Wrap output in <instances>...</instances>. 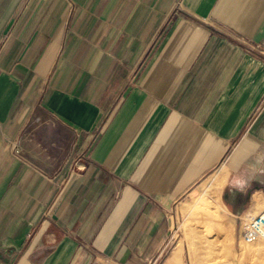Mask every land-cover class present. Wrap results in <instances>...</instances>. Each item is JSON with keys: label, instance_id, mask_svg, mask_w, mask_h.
Segmentation results:
<instances>
[{"label": "crops", "instance_id": "0c3cea01", "mask_svg": "<svg viewBox=\"0 0 264 264\" xmlns=\"http://www.w3.org/2000/svg\"><path fill=\"white\" fill-rule=\"evenodd\" d=\"M205 180L264 212V0H0V264H183Z\"/></svg>", "mask_w": 264, "mask_h": 264}, {"label": "rangeland", "instance_id": "374dc122", "mask_svg": "<svg viewBox=\"0 0 264 264\" xmlns=\"http://www.w3.org/2000/svg\"><path fill=\"white\" fill-rule=\"evenodd\" d=\"M214 194V189L208 186V180H205L182 202L181 219L174 233L175 241H178L180 250L184 253L182 263L264 264V240L246 243L241 239L242 219L248 214L236 219L234 228V219L220 211L216 206L219 205L218 197ZM208 196L212 198L210 203ZM214 209L217 212L214 218L218 223L215 230L207 226L210 212ZM245 247L250 249L247 254L244 251Z\"/></svg>", "mask_w": 264, "mask_h": 264}, {"label": "built area", "instance_id": "2783aa9c", "mask_svg": "<svg viewBox=\"0 0 264 264\" xmlns=\"http://www.w3.org/2000/svg\"><path fill=\"white\" fill-rule=\"evenodd\" d=\"M10 151L14 150V145L11 143L8 145ZM243 222V232L241 239L246 243H251L258 240H264V212L256 216L246 215ZM160 254H158L159 256ZM157 258L150 260L147 264H157ZM107 264H115L112 261L106 259Z\"/></svg>", "mask_w": 264, "mask_h": 264}, {"label": "bare ground", "instance_id": "6f19581e", "mask_svg": "<svg viewBox=\"0 0 264 264\" xmlns=\"http://www.w3.org/2000/svg\"><path fill=\"white\" fill-rule=\"evenodd\" d=\"M214 195H215L216 197H218L216 193H215ZM206 198H207V197H206ZM208 199H210V201H209V203H210V202L212 201V200H211V199H212L211 196H208ZM214 199H215V198H214ZM213 202H214V200H213ZM213 202H212V203H213ZM204 203H205V202H204ZM213 204H214V203H213ZM215 204H217V203H215ZM216 206L219 207V205H216ZM222 208H223V207H222ZM205 210H206V209H205ZM205 210L202 209V211H205ZM225 210H226V209H225ZM223 211H224V210H223ZM207 213H208V212H207ZM216 213H217V212H216V209L212 210V211L210 212V216H209V219H208L209 222H208L207 226H210V228H212V229L218 227V223L216 222V220H215V218H214L215 216H217ZM205 216H206V215H205ZM205 216H204V217H205ZM200 217H201V216H200ZM202 217H203V216H202ZM204 217H203V218H204ZM205 219H206V217H205ZM214 230H215V229H214ZM209 231L211 232L210 229H209ZM205 232H206V231H205ZM211 233H212V232H211ZM244 251H245L246 254H247L248 252H250V249H249L248 247H245V248H244Z\"/></svg>", "mask_w": 264, "mask_h": 264}]
</instances>
